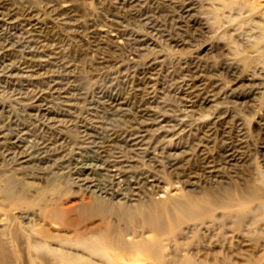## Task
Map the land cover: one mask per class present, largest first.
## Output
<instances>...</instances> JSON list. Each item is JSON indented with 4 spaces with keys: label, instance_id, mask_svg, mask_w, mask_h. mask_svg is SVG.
<instances>
[{
    "label": "rangeland",
    "instance_id": "1",
    "mask_svg": "<svg viewBox=\"0 0 264 264\" xmlns=\"http://www.w3.org/2000/svg\"><path fill=\"white\" fill-rule=\"evenodd\" d=\"M37 1L0 0V130L26 133L0 138V193L26 197L14 214L49 201L79 204L92 174L66 159L84 157L126 191L122 199L146 202L144 210L168 199L172 184L203 201L215 197L218 210L203 226L171 204L158 221L180 236L206 232L199 260L264 264L263 199L236 204L232 210L246 214L240 223L220 204L233 190L264 186V0ZM32 149L42 153L19 158ZM140 172L158 179L129 187L126 176ZM112 206L124 222L126 203ZM213 230L221 241L207 239ZM188 235L179 238L196 250Z\"/></svg>",
    "mask_w": 264,
    "mask_h": 264
},
{
    "label": "bare ground",
    "instance_id": "2",
    "mask_svg": "<svg viewBox=\"0 0 264 264\" xmlns=\"http://www.w3.org/2000/svg\"><path fill=\"white\" fill-rule=\"evenodd\" d=\"M34 3H35V1H34ZM238 27H240V26H238ZM205 90H206V88H205ZM150 121H151V119H150ZM153 131H155V130H153ZM121 135H123V134H121ZM13 137H15L16 140H23L26 138V133L24 131H22L21 129H16L15 133H13L12 136L3 137V134L1 133V130H0V138H5V140H10V138H13ZM6 138H8V139H6ZM1 143H2V141L0 140V149L3 147L1 145ZM185 144H186V142H185ZM42 150H44V149H42ZM41 153L42 152L39 149H34V150L32 149L30 152L19 156V158L20 159L24 158V157L36 158ZM170 158H171V160L175 159L174 157H170ZM66 160L68 161L70 168H72L74 170L84 171L85 174L86 173L92 174V176H90V178L87 177V180H85V181L89 182V184H87V186L84 188L85 193H88V194L85 198H83L81 200V202L79 204H74L72 202L59 203L57 201H49V202L40 203V205L35 207L34 210L26 212V213L23 212L22 213L23 215L17 216L16 214H14L13 211L16 209L25 207L24 205H26V197L23 194L18 193L17 191L12 190V189H8V190L6 189L4 192L0 193V264H218V263H220V261H219L220 259L218 261H216V260L212 261L211 260L212 261L211 262L210 260L209 261L199 260L196 257V253L198 250L197 247L205 239V238L203 239V236L206 235L205 231H204L205 235L204 234L200 235L199 234L200 231L197 232V230H198V227H197V228H195V229H197L196 232L190 233V234H192V236L190 238L188 235L189 232L184 230V232L188 233L187 235L189 238H187V239L189 240V243H191L192 246L195 245V247L197 248L196 250H194L193 248L191 250H189V247L188 248L185 247V245L182 243V240L184 239L183 236H187V235H184V234H183V236L177 235L179 230H178V232L174 233L175 228H174V230L170 229L173 227V224H174V223L172 224L173 217H169L172 219L171 224H170V225H172V227L168 228L171 231L167 230L166 229L167 227L164 228V224H162L160 221H158V217L161 215L162 211L164 212V208H167V205L171 204V205H174L178 210H180L181 212L184 213L183 217H185L186 220L192 221L193 227L201 225V224H202L201 226H203V223L207 220L206 218L207 217L209 218L211 216L210 213L215 212L214 209L218 210L215 207L216 205H218L217 204L218 200H216L215 197H212L210 199V201L208 199L203 201L202 200L204 198L203 195H202L203 198L202 197L198 198L200 195L199 196L198 195L193 196V195L187 194L186 192L181 190V188L176 186V184L175 185L172 184L175 182L171 181L170 183L173 186L170 187V189L168 190L169 196L167 195V197H169L168 199H170L169 203H165V201L167 202V200H168L167 198L163 202H160L161 200H159L160 203H158L156 201L152 202V200H151L152 204L150 202L151 205H149L147 203L149 206L148 205L146 206V207H148L146 209L149 210L148 211L149 213H148L146 209L145 210L142 209L143 204H146V202L141 203L142 205H140V207H139V205L136 206V204L134 205V204L128 202L129 197H127L126 199H122V198L126 197L125 196L126 191L125 192L122 191L121 190L122 187L121 188H114V186H112V183L114 181H112V183H111L108 180H106V178L104 177L105 172L102 171L103 169H101V170L99 169V168H101V166L96 165L95 163H93V161H91L88 158H84V157L79 158V157L71 156V157L67 158ZM206 161L209 162V160H206ZM121 163H122V161H121ZM171 163L173 164L174 162H171ZM97 164H98V162H97ZM173 167H176V166L173 165ZM173 172H176V171H173ZM132 174L133 173H131V175L128 174L127 176L125 175L127 178V183L129 185V187L133 183L145 184L146 181H152V183H153V181L158 179L154 175L149 174V175L145 176L141 172L137 173L136 175H132ZM149 176H153L152 179H148ZM223 180H224V178H223ZM166 183H168V181ZM170 183H168L169 186L171 185ZM263 183L264 182L262 181V184ZM3 187H4V185H3ZM135 187H137V186H135ZM262 187L264 188V186H260V188L262 190H259L260 188L259 189L255 188V189H258L259 191L253 190L250 193H248V191L245 190V191H247L246 195H243V193L241 192L242 194L240 193V195L232 196V193L234 192V190L232 193H230L228 191V193L231 194V195L230 194L228 195L229 200H221L220 199L221 200L220 204L222 206H224V205L228 206L229 210L227 212H230L231 214H233V211H237L234 214V216L237 217V222L240 223L244 220L245 215H246V214L240 212L241 210H243V208L239 211L240 213H238V210H235V209L232 210V209L237 206L236 204H238L239 207H241L240 204L246 203L249 200H252V198H261L264 201V189ZM28 188H30V187H28ZM164 188L166 190L168 188V186L165 184L163 189ZM252 189H254V187L251 188V190ZM23 191H25V190H23ZM210 191L211 192H209V193L213 192L212 190H210ZM224 196L226 198L227 195H224ZM95 199H98V201H95ZM206 201H209V202H206ZM24 202H25V204H23ZM115 202L116 203H122V202L126 203V206L123 208V210H121L125 216V217L123 216V219L125 218L124 222H121L122 221L121 219L116 218V216H118V215L122 216L123 214L121 215L119 213L120 210L116 209L115 207L112 206V203H115ZM28 203H27V205H28ZM243 205H242V207H244ZM222 206H220V207H222ZM144 207H145V205H144ZM172 208L173 207H171V209ZM175 209H172V210L175 211ZM223 209L226 210L227 208H223ZM180 211H177V212H179V214H181ZM175 212H173V213L176 214ZM225 212H223V213H225ZM147 213L150 215L147 216ZM173 213H171V214H173ZM227 214H229V213H227ZM247 214H248V212H247ZM262 214L259 216V218H261V216H262V218H264L263 217L264 214L263 215ZM140 215H142L143 218H141ZM224 217H227V216H224ZM232 217H233V215H232ZM221 218H223V217H221ZM161 219H166V221H167L166 217L165 218L163 217ZM175 219L177 220V224H179V222H178L179 219L176 217H175ZM175 219H174V221H175ZM223 219H225V218H223ZM228 219H230V218H228ZM251 219H252V217L249 220H251ZM210 220H211V217H210ZM227 220H223V221L226 222ZM245 220H246V218H245ZM169 221H170V219H169ZM191 221H188V223ZM224 222L222 224H224ZM165 223L168 224V221ZM185 223H186V225H188L187 221ZM217 223H218V221H217ZM219 223L221 225V222H219ZM255 223H258V219H257V222H255ZM183 225H185V224H183ZM207 225H211V223L207 224ZM214 225H216V224H214ZM234 225H236V224H234ZM201 226H200L199 230H201ZM222 226L223 225H221V227ZM228 226H230V225L228 224ZM241 226H243V225H241ZM181 227H180V229H181ZM144 228L147 229V231H148L147 234H143L144 231H146V230H144ZM206 228H207V226H206ZM244 228H246V226ZM210 229H211V227L208 226L207 230H210ZM191 230H192V226H191ZM202 230H204V229L202 228ZM216 230H213L212 233H210V231H209L210 235L207 234V239L211 243L215 242L214 241L215 239L213 240L212 236L214 237L217 233H219ZM222 230H220V232ZM214 231H216V232H214ZM248 232H246V234ZM181 233H183V232H181ZM243 233H245V232H243ZM217 235L219 236V234H217ZM217 235L215 237H216V240L219 241L220 239L217 237ZM243 235H245V234H243ZM179 237H181L182 240ZM220 238H223V237H220ZM225 238H226V236H225ZM225 241L226 240H224V242ZM206 242H207V240H206ZM206 242H204V243H206ZM189 243H188V245H189ZM207 243H206V245H207ZM220 244H218V245H220ZM199 249H201V248H199ZM203 249L204 248H202L199 251H202ZM208 251L211 252V250L208 249L206 254H209ZM218 251H217V253H219ZM213 253L214 252H212L210 254H213ZM132 254H138V257L134 258L130 261V256ZM220 255H223V254H220ZM218 257H216V258H218ZM201 258L204 259V257H201ZM224 258H226V256ZM223 260H228V258L222 259V261ZM220 264H225V263H220ZM233 264H234V262H233Z\"/></svg>",
    "mask_w": 264,
    "mask_h": 264
}]
</instances>
